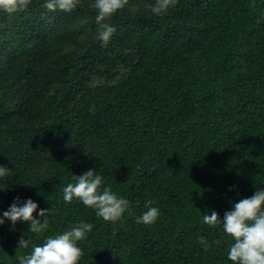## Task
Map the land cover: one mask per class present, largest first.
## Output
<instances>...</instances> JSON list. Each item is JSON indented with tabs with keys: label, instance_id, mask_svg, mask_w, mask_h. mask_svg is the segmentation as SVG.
I'll return each instance as SVG.
<instances>
[{
	"label": "trees",
	"instance_id": "16d2710c",
	"mask_svg": "<svg viewBox=\"0 0 264 264\" xmlns=\"http://www.w3.org/2000/svg\"><path fill=\"white\" fill-rule=\"evenodd\" d=\"M45 2L0 11V219L17 198L41 222L51 210L42 236L0 225V264L81 221L93 230L79 264H232L234 241L203 216L264 190V0H178L163 16L155 0H129L102 21L115 28L107 46L94 0L71 12ZM88 170L132 216L113 224L64 201ZM149 200L157 221L136 223Z\"/></svg>",
	"mask_w": 264,
	"mask_h": 264
},
{
	"label": "clouds",
	"instance_id": "9594fccd",
	"mask_svg": "<svg viewBox=\"0 0 264 264\" xmlns=\"http://www.w3.org/2000/svg\"><path fill=\"white\" fill-rule=\"evenodd\" d=\"M31 0H0V11L8 14H15L25 10ZM80 3V0H46L43 5L48 11L62 12L73 11ZM178 0H155L154 5H150L151 12L156 16H163L174 8ZM129 4V0H94L90 6L94 8L98 15L97 24L100 25L98 39L103 42L102 46H107L115 28L107 23H102ZM10 176L7 167L0 166V178ZM75 183H69L63 187V198L66 203L78 199L84 206L95 211L98 218L105 222L123 223L125 214L133 215L130 202L115 194L110 187H103V177L96 174L94 170H88L80 176H74ZM154 201H147L145 207L148 209L136 223H143L146 226L153 225L159 216V209L151 207ZM38 205L31 199L21 201L17 198L7 211L3 212V219L11 221L13 225L18 221L29 224V232L36 236H42L49 228V216L51 210L41 209L38 213L40 219L34 218ZM203 223L212 227H220L224 233L230 237L234 243L228 251V260L232 264H264V190H257L250 198L240 200L234 204L233 210L226 211L223 219L217 212L203 216ZM93 230V225L83 221L74 225L70 230L56 237H48L42 246H33L28 255H18L19 264H79L84 253L78 246V242L87 239ZM29 241L23 236L19 239V248L27 249ZM199 243L207 251L209 244L201 237Z\"/></svg>",
	"mask_w": 264,
	"mask_h": 264
},
{
	"label": "rangeland",
	"instance_id": "374dc122",
	"mask_svg": "<svg viewBox=\"0 0 264 264\" xmlns=\"http://www.w3.org/2000/svg\"><path fill=\"white\" fill-rule=\"evenodd\" d=\"M102 82H104V79L102 76H97V77H94V79H92L91 81V85H97V84H101Z\"/></svg>",
	"mask_w": 264,
	"mask_h": 264
}]
</instances>
